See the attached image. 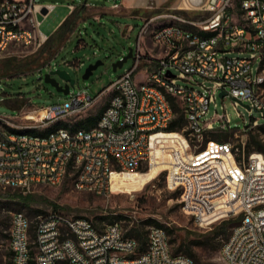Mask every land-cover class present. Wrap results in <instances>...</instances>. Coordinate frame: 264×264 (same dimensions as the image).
I'll return each mask as SVG.
<instances>
[{
    "label": "built area",
    "instance_id": "obj_1",
    "mask_svg": "<svg viewBox=\"0 0 264 264\" xmlns=\"http://www.w3.org/2000/svg\"><path fill=\"white\" fill-rule=\"evenodd\" d=\"M53 7L0 0V57L12 44L40 48L48 37L40 32L37 15L46 17ZM189 9L201 18L172 13L144 19L134 65L96 96L78 87L62 102L22 111L11 120L0 117L5 125L0 185L29 192L37 185L59 186L71 176L77 189L106 196L114 191V176L148 172L165 150L167 181L179 189L186 214L202 226L238 217L220 248L223 264H264V155L210 137L226 131V114L205 119L220 93L235 108L243 105L264 117V0H207ZM147 43L149 58L142 51ZM231 53L237 56L228 57ZM142 61L148 67L142 69ZM82 66L78 61L77 68ZM139 72L142 81H136ZM107 94L94 125L53 127L87 114ZM171 98L185 121L175 131L169 130L177 119ZM17 119L26 123L12 122ZM259 125L251 117L244 130L234 131ZM171 134L180 141L165 143L161 135ZM139 248L118 222L98 228L87 218L51 212L33 226L23 212L11 217L10 264H199L175 255L162 227L151 226L145 248Z\"/></svg>",
    "mask_w": 264,
    "mask_h": 264
},
{
    "label": "rangeland",
    "instance_id": "obj_2",
    "mask_svg": "<svg viewBox=\"0 0 264 264\" xmlns=\"http://www.w3.org/2000/svg\"><path fill=\"white\" fill-rule=\"evenodd\" d=\"M34 1L39 5L54 6L46 17L42 14L37 15L40 21L39 30L47 37H50L71 13L68 4L75 6L73 16L76 18L77 26L73 33L68 35V39L54 51L47 48L43 50L45 43L37 50L32 46L12 44L7 53L0 57V117L10 120L18 117L22 111L27 112L33 108L62 102L67 98L44 81L43 76L51 70H64L76 81L75 85L70 86V91L76 92L78 87H81L86 88L92 96H96L134 65V58H130L122 68L116 71L112 69V64L126 55L129 47L136 50L144 19L172 13L185 18H201L196 11L173 8L170 3L149 9L150 12L144 14L112 9V5L117 0ZM84 1H87V6L81 7ZM95 16L100 17L95 20L93 19ZM158 22L167 23L168 19L159 18ZM142 51L148 54L146 48ZM234 56L237 54L228 55V57ZM98 60L103 64L89 79L84 80L82 75L87 66ZM49 61L48 66L46 64ZM78 61L83 63L80 68H77ZM142 63L146 64L144 61ZM18 64L21 68L15 69ZM172 72L178 74V71L172 70ZM143 78V72L136 74V81H142ZM57 80L61 85L63 84L61 79L57 78ZM196 80L201 81L199 78ZM178 83L184 86L192 85L183 80H179ZM109 96L110 94L103 96L87 114L60 121L53 127H86L104 107ZM225 114L230 120L229 124H226V131L211 134L212 139L219 141L223 137V141L244 145L247 154L256 152L253 150L255 142L264 145V117L259 112L254 110L250 112L243 105L235 108L230 97H220L217 94L215 103L209 105L205 119L207 121L217 119L218 116ZM251 117L260 124L257 128L248 129L246 133L234 131L244 130ZM12 122L26 123L20 119ZM220 124V121L215 122V126ZM4 128L5 125L0 123V130ZM248 145H250L249 150ZM179 199L180 191L170 188L165 169L141 190L126 193L114 190L106 196L77 189L71 176L59 186L37 185L29 192L4 188L0 185V264L11 262L9 232L11 217L15 212H23L33 226L40 216L60 212L72 217L87 218L98 228L118 222L125 234L143 236L151 226L158 224L163 229L169 230L173 253L178 251V254L187 255V252H191L194 255L193 259L199 264H223L220 248L232 227L238 223V217L229 216L202 226L183 211ZM228 220L230 222L225 224Z\"/></svg>",
    "mask_w": 264,
    "mask_h": 264
},
{
    "label": "trees",
    "instance_id": "obj_3",
    "mask_svg": "<svg viewBox=\"0 0 264 264\" xmlns=\"http://www.w3.org/2000/svg\"><path fill=\"white\" fill-rule=\"evenodd\" d=\"M76 26H77L76 18H74L73 12H72L58 26V28L53 32V34L50 37H48L47 41L45 42V45L43 46V50L47 48L50 51H54L58 46L62 45L68 39V35L73 33V31L75 30ZM14 68L15 69H20L21 65L18 64ZM171 101L173 102L174 109H175V111L177 113V119H176L174 124L169 126V130L170 131H175V130L181 129L182 126L185 124V121H184V118H183L182 111H181L180 107L178 106V104L174 102L173 98H171ZM7 128L10 129L11 131H15L14 129H12L10 127H7ZM32 133H35V132H32ZM219 141H223V137H221L219 139ZM254 145L255 146H254L253 150L256 151V152L262 153L264 155V145L260 144L259 142H255ZM247 148L249 150L250 145H248ZM247 152H249V151H247ZM229 222H230V220L225 221V224H228ZM157 226L158 227H162V226H160L158 224H157ZM166 233L168 234L169 230H166ZM125 235L128 236V237H132V238L136 239L138 241V243H139V247H140L139 249L141 251L145 248L147 234L144 235V236L142 234H136V235L125 234ZM174 254L175 255H182V254H178V251L176 253H174ZM185 256H188V257H190L192 259L194 257V255L191 252H187V255H185Z\"/></svg>",
    "mask_w": 264,
    "mask_h": 264
},
{
    "label": "bare ground",
    "instance_id": "obj_4",
    "mask_svg": "<svg viewBox=\"0 0 264 264\" xmlns=\"http://www.w3.org/2000/svg\"><path fill=\"white\" fill-rule=\"evenodd\" d=\"M178 5L185 7L187 5V2L186 0H179ZM161 136L164 138L165 143H174L176 141H180L179 136L175 134ZM163 147L166 148L168 146ZM169 165L170 164L168 163V156L166 154V151L163 150L162 161L159 162L158 165L153 164L151 170H149L148 172L126 173L120 176H114L113 189L116 191L118 190L119 193L141 190L147 183H149L156 177L160 170L169 167Z\"/></svg>",
    "mask_w": 264,
    "mask_h": 264
},
{
    "label": "crops",
    "instance_id": "obj_5",
    "mask_svg": "<svg viewBox=\"0 0 264 264\" xmlns=\"http://www.w3.org/2000/svg\"><path fill=\"white\" fill-rule=\"evenodd\" d=\"M178 1L179 0H117L112 5V9H117L118 11L119 10L136 11L138 13H144L145 14V13L150 12L149 9L159 8L160 6H163L166 3H170L171 7H173V8L182 9V10H190L189 8L200 7L207 2V0H193L194 2L186 0L187 5L185 7H183V6L177 5ZM198 4H200V5H198ZM114 5H116V7H114ZM84 6H87V1H86V3H83V5L81 7H84ZM67 7L71 11V13L75 9V6L73 4H68ZM99 17L100 16H95L93 19L98 20ZM147 46H148V43L144 45L143 49L146 48V50H147ZM145 54H146V52H145ZM148 55H149V53L146 55V57H148ZM146 67H148V65L142 63V69H144ZM100 112H101V109L96 113L95 119L89 125H87V127L92 126L96 123V120H97Z\"/></svg>",
    "mask_w": 264,
    "mask_h": 264
},
{
    "label": "water",
    "instance_id": "obj_6",
    "mask_svg": "<svg viewBox=\"0 0 264 264\" xmlns=\"http://www.w3.org/2000/svg\"><path fill=\"white\" fill-rule=\"evenodd\" d=\"M86 3V1H84ZM200 5V4H198ZM46 10H43V13H45ZM133 48H128V53L124 55L121 59H118L112 64L113 71H116L118 68H122L124 63L130 59L133 58ZM103 62L101 60L96 61L93 64H90L87 66V68L84 71V74L82 75V78L84 80H87L90 78V76L93 74V72L102 65ZM61 79L63 81V84L61 85L57 78ZM44 81L51 86H53L57 92L62 93L64 95H67L69 93L70 86L75 85L76 81L71 78V76L64 70H51L47 72L44 76ZM224 94L220 93V97H223ZM246 107V106H245Z\"/></svg>",
    "mask_w": 264,
    "mask_h": 264
}]
</instances>
